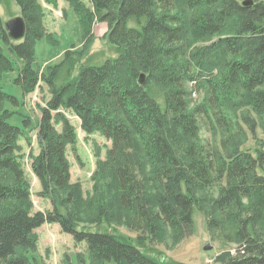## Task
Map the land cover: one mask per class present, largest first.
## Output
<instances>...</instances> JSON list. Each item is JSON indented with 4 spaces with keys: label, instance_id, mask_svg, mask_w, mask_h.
I'll list each match as a JSON object with an SVG mask.
<instances>
[{
    "label": "trees",
    "instance_id": "1",
    "mask_svg": "<svg viewBox=\"0 0 264 264\" xmlns=\"http://www.w3.org/2000/svg\"><path fill=\"white\" fill-rule=\"evenodd\" d=\"M15 1L25 34L10 39L0 18V40L23 62L15 77L22 93L42 83L50 94L39 107L41 144L30 169L51 209L31 212L24 168L15 154L21 130L1 111L0 168L19 184L0 181V202H17L0 215V264H26L24 252L35 247L34 230L44 223H56L75 242H84L91 264H185L157 260L144 248L166 227L191 230L194 210L202 209L197 191L221 179L230 187L211 204L207 227L218 226L217 218L229 219L239 247L217 257V264H264V152L259 146L241 147L247 133L256 145L260 140L251 115L264 133V0L248 5L243 2L249 0H89L88 7L82 0H67L83 28L92 20L104 23L107 39L118 50L113 58L80 63L74 75L77 62L69 51L47 72L33 68L45 9L40 0ZM44 2L54 5L56 0ZM10 68L1 44L0 70ZM199 91L203 97L191 107L188 97ZM11 98L0 85V102ZM233 110L243 111L249 125L237 128V148L225 151L197 140L202 125L215 122L227 130ZM67 113L77 117L87 135L97 131L110 141L106 160L113 172V197L123 212L135 216L131 226L144 230L138 239L108 227L110 211L103 201L95 203V228L78 225L68 207L73 200L66 148L74 150L77 134ZM102 164L96 160V171ZM255 195L262 201L259 209L226 217L233 197ZM96 199L87 198V206Z\"/></svg>",
    "mask_w": 264,
    "mask_h": 264
},
{
    "label": "rangeland",
    "instance_id": "2",
    "mask_svg": "<svg viewBox=\"0 0 264 264\" xmlns=\"http://www.w3.org/2000/svg\"><path fill=\"white\" fill-rule=\"evenodd\" d=\"M86 6H91L89 0H82ZM45 9L44 19L41 22L42 35L34 43L33 68L39 73L48 71V67L60 62L69 51L76 59L74 71L82 62L98 63L106 58H113L118 50L114 44L107 39V27L104 23L95 20L87 21L88 26L79 21L74 9L69 6L67 0H56L54 5L40 0ZM21 7L15 0H0V18L3 23L7 20L21 16ZM89 29V30H88ZM2 44L3 53L11 61L9 70H0V85L2 89L14 98L0 102V112L8 113L10 123L19 126L21 134L17 140L15 154L20 156V162L24 168L26 184L30 193L31 212L48 211L51 209V200L48 196L39 195L40 184L30 169V161L37 155L40 144L37 138V123L40 116L39 107L43 106L50 94L47 86L40 84L31 93H22L20 86L15 83V77L23 65L21 59L7 51ZM144 79V78H143ZM190 86H187L189 88ZM203 94L190 93L188 101L191 107L197 104ZM14 99V100H12ZM228 117V129H221L215 122L209 126L202 125L197 133V140L208 141L211 145L229 151L236 146L237 128L243 127L247 130L249 125L245 122L243 111L233 110ZM72 125L75 127L77 141L74 150L70 146L66 148V156L70 162L71 191L70 198L73 202L68 207L78 218V225L81 227L95 228L97 214V201L109 206L110 218L108 227L119 234L130 239H138L144 230L133 228V214L123 212L116 204L113 194L115 187L111 181L110 163L106 160L110 150V141L100 135L97 131L91 134L84 133L79 126L76 116L66 114ZM250 118L256 122L257 136L260 138L257 145L249 133L242 138V148L257 147L264 152L263 128L257 123V116ZM59 129V126H56ZM262 143H261V142ZM96 160L103 162L100 169L96 171ZM264 164V160H263ZM95 171L97 174H95ZM0 181L5 184L17 185L18 182L6 171L0 168ZM229 182L221 179L216 185L200 189L196 195L202 200V209H195L192 215L193 227L187 231L171 230L166 227L158 240H152L145 246V252L157 260H175L185 264H217L216 258L224 253H235L238 245L233 240L235 226L226 218H217L218 226L208 229L206 217H210V206L215 199H219L226 193ZM78 195L76 200L74 193ZM152 195V194H151ZM97 198L90 206L87 198ZM261 199L257 195L252 198L233 197V205L224 214L232 215L254 212L259 209ZM17 202L6 200L0 202V215L8 213L15 208ZM153 205L148 206L149 210ZM151 212V210H150ZM217 214V213H216ZM228 218V217H227ZM37 236V243L33 249L24 252L26 264H91L88 250L84 242H75L72 236L61 231L56 223H44L34 230ZM209 244L211 248L204 250L203 246ZM103 264H115L108 261Z\"/></svg>",
    "mask_w": 264,
    "mask_h": 264
},
{
    "label": "water",
    "instance_id": "3",
    "mask_svg": "<svg viewBox=\"0 0 264 264\" xmlns=\"http://www.w3.org/2000/svg\"><path fill=\"white\" fill-rule=\"evenodd\" d=\"M243 4L244 5L250 4V0L244 1ZM4 29L10 39L19 40L23 38L26 31L24 19L21 16L13 17L4 23ZM143 78H144V74L142 73L139 75V83L143 82ZM210 248L211 246L209 244H205L203 246L204 250H209Z\"/></svg>",
    "mask_w": 264,
    "mask_h": 264
}]
</instances>
